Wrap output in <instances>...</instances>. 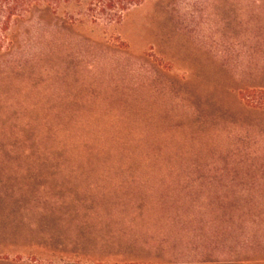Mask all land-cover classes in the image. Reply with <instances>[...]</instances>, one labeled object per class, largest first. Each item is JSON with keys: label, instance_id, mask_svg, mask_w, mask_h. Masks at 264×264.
I'll use <instances>...</instances> for the list:
<instances>
[{"label": "rangeland", "instance_id": "1", "mask_svg": "<svg viewBox=\"0 0 264 264\" xmlns=\"http://www.w3.org/2000/svg\"><path fill=\"white\" fill-rule=\"evenodd\" d=\"M72 14L0 61V264H199L264 231V113L239 98L264 89V0Z\"/></svg>", "mask_w": 264, "mask_h": 264}, {"label": "trees", "instance_id": "2", "mask_svg": "<svg viewBox=\"0 0 264 264\" xmlns=\"http://www.w3.org/2000/svg\"><path fill=\"white\" fill-rule=\"evenodd\" d=\"M147 0H0V61L14 59L18 51L17 37H31V27L48 25L59 11L69 9L82 11L79 19L71 15V21L79 24L102 25L112 29L120 25L123 17L132 9ZM242 103L252 110L264 113V89H246L239 92ZM245 223L256 225L260 222L257 215L246 216ZM224 238L229 247H214L212 253L221 260L201 261L199 264H264L260 258L264 243V231L253 232L225 231L215 232L211 240L219 244ZM217 244V245H218Z\"/></svg>", "mask_w": 264, "mask_h": 264}]
</instances>
